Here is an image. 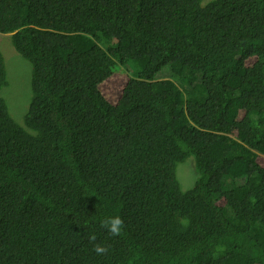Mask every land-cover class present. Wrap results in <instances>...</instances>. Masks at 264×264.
I'll return each instance as SVG.
<instances>
[{
  "label": "trees",
  "instance_id": "obj_1",
  "mask_svg": "<svg viewBox=\"0 0 264 264\" xmlns=\"http://www.w3.org/2000/svg\"><path fill=\"white\" fill-rule=\"evenodd\" d=\"M203 2L0 0V264H264V0Z\"/></svg>",
  "mask_w": 264,
  "mask_h": 264
},
{
  "label": "rangeland",
  "instance_id": "obj_2",
  "mask_svg": "<svg viewBox=\"0 0 264 264\" xmlns=\"http://www.w3.org/2000/svg\"><path fill=\"white\" fill-rule=\"evenodd\" d=\"M211 0H204L203 5L210 2ZM11 37L10 35H1L0 38V47L1 52L4 55V60L7 63L8 67V82L13 83V88L10 87H4L0 91V96H2L11 111V114L13 118L19 122L17 119L22 118L23 115L27 114L29 105L32 98V91L29 90L30 83L32 79V70L30 61L23 58L14 48L13 44L11 43ZM166 72H162V78L165 79V77L168 76L169 71L165 70ZM26 85V86H22ZM104 91L112 92L119 90L120 88L111 87V86H102ZM9 90V91H8ZM7 91V97L4 95V93ZM28 101V107L25 106L26 102ZM15 109V114H13V110ZM25 114V115H26ZM25 118V116H24ZM21 123V122H19ZM22 124V123H21ZM192 161V160H188ZM187 161V162H188ZM186 162V163H187ZM258 163L264 168V157L258 158ZM193 174V168L189 164H179L177 168V175L181 179H186V177L192 176ZM189 189H191L194 186V183H191L189 185ZM182 189L185 191L186 189L182 187Z\"/></svg>",
  "mask_w": 264,
  "mask_h": 264
},
{
  "label": "clouds",
  "instance_id": "obj_3",
  "mask_svg": "<svg viewBox=\"0 0 264 264\" xmlns=\"http://www.w3.org/2000/svg\"><path fill=\"white\" fill-rule=\"evenodd\" d=\"M19 53V52H18ZM20 54V53H19ZM21 55V54H20ZM22 56V55H21ZM23 57V56H22ZM24 58V57H23ZM4 95L7 97V91L4 93ZM28 107V106H27ZM26 113V112H25ZM24 116V115H23ZM23 118V117H22ZM22 118L17 119L18 121L21 120ZM259 157H264V155H260ZM258 157V158H259ZM258 161V160H257ZM165 207L164 203H162L159 207H157L156 209H161ZM182 224L184 225V227H187L189 224V221L185 218L184 220H182ZM123 220L119 217H109L104 219L101 222V227L107 229V231L109 232L110 235L112 236H120L122 233V229H123ZM144 234V233H143ZM142 234V235H143ZM142 237V236H141ZM140 237V238H141ZM97 239L95 234H90L89 236V240L90 242H95ZM93 251L97 254V255H104L107 254L108 249L107 247L101 246L100 244H95L94 243V247H93Z\"/></svg>",
  "mask_w": 264,
  "mask_h": 264
}]
</instances>
